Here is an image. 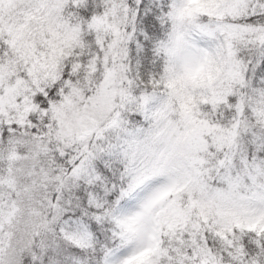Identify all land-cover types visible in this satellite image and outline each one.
Returning a JSON list of instances; mask_svg holds the SVG:
<instances>
[{
    "label": "snow or ice",
    "instance_id": "snow-or-ice-1",
    "mask_svg": "<svg viewBox=\"0 0 264 264\" xmlns=\"http://www.w3.org/2000/svg\"><path fill=\"white\" fill-rule=\"evenodd\" d=\"M0 264H264V0H0Z\"/></svg>",
    "mask_w": 264,
    "mask_h": 264
}]
</instances>
